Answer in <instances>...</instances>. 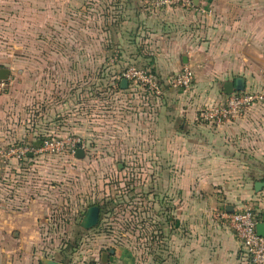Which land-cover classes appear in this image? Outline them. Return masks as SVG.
I'll use <instances>...</instances> for the list:
<instances>
[{
	"label": "crops",
	"instance_id": "crops-1",
	"mask_svg": "<svg viewBox=\"0 0 264 264\" xmlns=\"http://www.w3.org/2000/svg\"><path fill=\"white\" fill-rule=\"evenodd\" d=\"M152 2L0 0V68L11 73L13 60L26 57L27 73L33 75L27 82L26 133L12 119V133L0 124V148L64 138L68 101L55 99L66 83L38 81L34 75L40 71L120 75L132 66L148 69L162 92L152 101L148 92L145 100H135L138 144L125 149L144 158L139 182L144 195L123 201L144 208L143 217L137 228L124 227L123 243L92 252L84 263L102 261L114 250L108 264H245L226 218L228 207L264 213V190H254L264 180V160L243 159L244 154L264 159V104L220 127L202 123L199 115L206 106L223 103L224 84L239 77L246 80L245 91H264V0H210L191 11L157 10ZM186 66L195 73L193 86L172 88L170 78ZM118 79L114 76L111 86ZM129 91L128 85L121 92ZM6 104L0 101V114L10 108ZM87 104L92 113L97 101H74L75 132L83 129ZM126 124L125 132L133 136L134 124ZM98 130L92 129L95 143ZM59 156L12 159L0 174V264L60 262L42 256L43 238L55 232L48 202L54 187L45 179H30L31 171L45 167V159ZM92 206L84 205L80 226Z\"/></svg>",
	"mask_w": 264,
	"mask_h": 264
},
{
	"label": "rangeland",
	"instance_id": "rangeland-1",
	"mask_svg": "<svg viewBox=\"0 0 264 264\" xmlns=\"http://www.w3.org/2000/svg\"><path fill=\"white\" fill-rule=\"evenodd\" d=\"M52 59V63L57 65V58ZM13 61L16 66L11 69L10 87L0 96V101H5L6 105H10V108L4 110V114H0V124L8 128L6 129L8 133H12L13 130L8 123L13 121L14 125L22 126L20 133L25 135L28 112L27 82L32 80L33 75L27 73L26 57H19ZM34 76L38 81L46 79L58 81L59 79L66 83V89L61 97L57 94L55 99V101H58L59 98L61 101H68L63 119L65 123L64 138L80 140L85 153L82 160L70 154L50 157L41 163L45 164L44 168L38 166L39 168L30 172L31 180L42 178V180L48 181L50 187H54L48 202L51 205L49 226L55 229V232L43 238L42 256L55 257L60 262L67 264H73L69 263L70 260L78 261L74 264H86L84 258L90 257L92 252L99 253L112 244L123 243L124 227L131 225V229L134 226L137 228L139 219L143 217L144 208L142 210L140 205L132 202L128 207L125 204L144 195L140 190L141 184H139L145 174L140 171L144 158L133 150L130 153H125V149L138 144V125L135 121L140 111L135 100H145L148 94L135 86L129 92L117 90L115 85L111 86V83L112 78L119 75L103 71L83 74L68 72L44 74L40 71ZM153 95L147 98V101L160 97ZM91 100L97 101L96 108L92 113L90 104H87V108H83V129L81 132H75L74 101ZM130 100L134 102L130 103ZM94 115L98 117L97 123L92 124L91 118H94ZM126 121H131L134 124L132 127L133 136L125 132V129L130 128ZM94 128H99L97 132L99 143L93 142L95 138L91 139ZM46 138L61 137L49 136ZM12 145L26 144L18 141ZM262 158L250 154L243 155V159L249 161L256 159L260 163L264 160ZM120 167L122 168L120 169ZM26 178H28L27 175ZM63 179L65 183L62 182ZM114 200L121 201L117 203L114 213L104 217L101 225L94 230L84 232L79 225L85 210L84 205L92 203L103 205L106 201L114 202ZM135 238L138 239V233L135 234Z\"/></svg>",
	"mask_w": 264,
	"mask_h": 264
},
{
	"label": "built area",
	"instance_id": "built-area-1",
	"mask_svg": "<svg viewBox=\"0 0 264 264\" xmlns=\"http://www.w3.org/2000/svg\"><path fill=\"white\" fill-rule=\"evenodd\" d=\"M196 0H153L152 6L161 9H182L191 11L196 9ZM210 0H198L199 3H208ZM120 82L127 80L131 89L135 86L150 94L160 95L162 88L155 77L145 68L129 67L119 75ZM195 81V73L189 67L169 80V85L174 89L189 90ZM10 87V78L7 81L0 80V96ZM264 104V91H244L234 93L226 97L223 103L206 106L200 112L199 119L202 123L220 127L226 123L240 118L247 110ZM78 149L83 150V143L72 138H47L38 146L21 145L0 148V174L6 169L12 159L25 161L30 157L57 156L70 154L76 156ZM228 226L234 231L239 240L245 264H264V237L257 233V226L261 218L252 208L235 211L226 218ZM86 264H103L102 261H94Z\"/></svg>",
	"mask_w": 264,
	"mask_h": 264
},
{
	"label": "water",
	"instance_id": "water-1",
	"mask_svg": "<svg viewBox=\"0 0 264 264\" xmlns=\"http://www.w3.org/2000/svg\"><path fill=\"white\" fill-rule=\"evenodd\" d=\"M198 0L195 1L196 6L198 5ZM10 71L5 68H0V80L7 81L10 78ZM121 88L123 90L128 89V81H121ZM246 90V80L242 77L237 78L234 82H226L224 84V92L227 96L232 95L234 93H241ZM76 157L78 159H83L85 157V153L82 149H78ZM122 167H120L121 169ZM254 190L256 193H260L264 190V180L255 183ZM229 213H234L231 207ZM101 209L99 206L95 205L90 207L86 215L81 223V226L84 230L90 231L96 227H98L100 223ZM257 233L259 236L264 237V213L262 214L261 223L257 226ZM115 251L110 250L107 254L102 256V263L108 264L114 260ZM42 264H64L53 260H43Z\"/></svg>",
	"mask_w": 264,
	"mask_h": 264
},
{
	"label": "trees",
	"instance_id": "trees-1",
	"mask_svg": "<svg viewBox=\"0 0 264 264\" xmlns=\"http://www.w3.org/2000/svg\"><path fill=\"white\" fill-rule=\"evenodd\" d=\"M147 70H148V69H147ZM148 71H150V70H148ZM150 73H151V71H150ZM151 74H152V73H151ZM153 76H154V75H153ZM155 79H156V78H155ZM156 80H157V79H156ZM116 88H117V90L122 91V89H121V85H120V81H119V80H117ZM45 139H47V138H45ZM45 139H43V140H45ZM43 140H41L40 143H41ZM118 202H121V201H116V200H114V202H113V201H111V202H110V201H106V203H104L103 205H99L100 208H101V216H100V223H99V225H101V222L103 221L104 217H106L107 215L110 216V214L114 213V210H115L116 206L118 205V204H117ZM254 211H255V210H254ZM255 212H256V211H255ZM257 215H258V214H257ZM258 217H259V218H262V214H259Z\"/></svg>",
	"mask_w": 264,
	"mask_h": 264
}]
</instances>
